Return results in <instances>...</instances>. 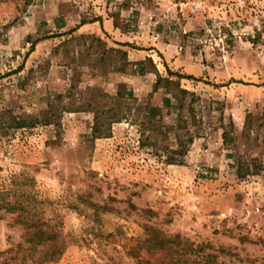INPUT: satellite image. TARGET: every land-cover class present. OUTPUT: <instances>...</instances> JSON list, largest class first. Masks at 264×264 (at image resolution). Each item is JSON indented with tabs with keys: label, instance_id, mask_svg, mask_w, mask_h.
Listing matches in <instances>:
<instances>
[{
	"label": "rangeland",
	"instance_id": "obj_1",
	"mask_svg": "<svg viewBox=\"0 0 264 264\" xmlns=\"http://www.w3.org/2000/svg\"><path fill=\"white\" fill-rule=\"evenodd\" d=\"M25 8V0H0V191L15 176L35 179L32 210L64 247L44 264H264V0H36ZM98 18L158 64L154 44L179 45L202 65L200 81L172 77L180 86L161 87L172 106L146 122L151 94L127 100L132 90L121 84L122 98L114 95L115 74L132 69L122 45L104 30L70 32ZM58 94L69 109L58 126L9 128L10 113L39 115ZM95 112L107 136L94 134ZM112 114L126 119L110 123ZM0 215V264H31L23 229ZM152 236L174 242L153 250Z\"/></svg>",
	"mask_w": 264,
	"mask_h": 264
},
{
	"label": "trees",
	"instance_id": "obj_2",
	"mask_svg": "<svg viewBox=\"0 0 264 264\" xmlns=\"http://www.w3.org/2000/svg\"><path fill=\"white\" fill-rule=\"evenodd\" d=\"M36 0H25V9L34 4ZM100 22L102 23V19H94L92 22ZM85 20H82L80 26L86 24ZM115 24V23H114ZM117 27V24H115ZM79 28L75 27L70 32H75ZM262 37V34L259 31H256L255 38L252 39L253 42H257ZM122 46H131L130 43H118ZM35 46V43H33ZM33 50V47L31 51ZM30 51V52H31ZM111 52H117L115 49H109ZM127 52H122V56L127 57ZM128 63L131 65V72L136 75H145L148 71V65L151 67V72L155 73L157 76L156 83L154 85L153 91L157 92L161 89L163 85L166 87L168 91V87L171 84H177L180 86L179 81H173L172 77H178L179 79H188L200 81L197 77L192 75H184L179 72L172 71L166 63H164V67L166 68L168 76H163L157 69L156 64L154 63L151 57H146L143 61L132 62L128 59ZM182 95L186 96L189 94V91L185 89H180ZM122 93H118V97L122 98ZM124 96L127 100L135 99L132 91L125 92ZM65 96L62 94L55 95L53 97L54 101L50 103L48 109L40 113L39 115H14L10 113L9 118V128L22 129V128H34L38 125H59L61 115L64 111L69 110L68 107L60 104ZM172 106L171 99L165 97L164 98V108H169ZM80 107L77 108L79 110ZM159 108L155 107L152 104L147 103V106L144 108V115L146 118V122L151 123L154 120V111ZM114 107H110L108 109V113L113 112ZM104 115V112H101ZM96 123L94 124V134H102L108 135L109 133H104L102 131V124H99V112H95ZM126 117H118L117 114H112L110 116V123L121 122ZM144 124V123H143ZM100 127V128H99ZM224 138L226 137V133H224ZM193 141V137H189L188 142L191 143ZM181 146V145H180ZM175 154H180L179 150L175 152ZM170 163H175V160H170ZM22 180V181H20ZM35 185V179L33 177L27 175L15 176L13 181V188L8 191H0V212L4 211L5 214H9L12 216L15 225L20 226L23 229V238L24 243L28 245L29 251V260L31 264H44V262L52 261L60 257L63 253V244L60 242L59 234L54 227L51 226L50 223L43 220L37 213L32 210V205L37 203L38 200L34 196L33 188ZM0 219L2 216L0 215ZM178 236H175L174 239H177ZM157 239V240H156ZM159 239V240H158ZM173 239V240H174ZM174 242V241H173ZM170 239L167 238H157V237H148L145 240L146 246H150L151 249H165L168 248L169 244L173 243ZM23 243V244H24ZM13 251L10 250V252ZM180 251V252H179ZM177 251L178 254L183 252L181 249ZM39 255L36 257V255ZM183 256V255H181ZM138 264H150L148 262H139Z\"/></svg>",
	"mask_w": 264,
	"mask_h": 264
},
{
	"label": "crops",
	"instance_id": "obj_3",
	"mask_svg": "<svg viewBox=\"0 0 264 264\" xmlns=\"http://www.w3.org/2000/svg\"><path fill=\"white\" fill-rule=\"evenodd\" d=\"M82 28H84V30L91 29L97 35H100L104 30L109 35H111L117 43L125 42L124 39L121 38V30L115 27L114 21L110 19H105L102 21V23L97 21L92 22L90 24H83L78 28V30H81ZM153 46L157 51L162 54L164 62L172 71L179 72L178 70L181 69V71H187V73L192 76H202V65L200 63H195L191 55L184 54L182 52V48L179 45L176 46L165 44L163 46L160 44V42H158V44H154ZM121 49L128 52L129 60L132 62L143 61L146 59V57L153 58L158 71L163 76H166V68L164 67V65L160 63L158 64L156 59H154V55L150 54L149 52H144L133 48H127V46H122ZM151 51L154 50H150V52ZM163 70L165 71V74ZM156 80L157 76L153 72H147L144 76L136 75L132 72H130L129 74L116 73L111 85L114 86L116 89L114 95L118 94V88L121 84L128 85L130 87V90H132L134 97L142 98L150 96L151 94V104L155 107L162 108L164 106V98L169 97L163 93L162 89L158 90L157 92L153 91ZM143 82L145 85L144 90L140 85L143 84Z\"/></svg>",
	"mask_w": 264,
	"mask_h": 264
}]
</instances>
